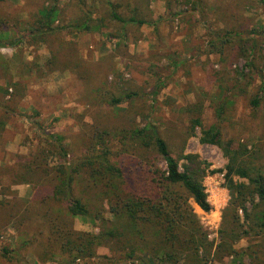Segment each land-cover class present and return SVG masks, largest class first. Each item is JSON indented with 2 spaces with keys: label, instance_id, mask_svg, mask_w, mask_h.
Listing matches in <instances>:
<instances>
[{
  "label": "rangeland",
  "instance_id": "rangeland-1",
  "mask_svg": "<svg viewBox=\"0 0 264 264\" xmlns=\"http://www.w3.org/2000/svg\"><path fill=\"white\" fill-rule=\"evenodd\" d=\"M75 1L57 0V5L63 9ZM86 1L99 7V0ZM113 1L121 3L124 15L130 14L135 4ZM53 3L55 0H7L0 4V18L16 21L14 27L0 29V43H12L0 49V61L5 63L0 66V87L11 80L15 87L9 88L8 94L16 88L22 95L17 106L22 117L13 116L0 128V169L14 170L47 149L45 134L52 135L70 153L91 143L95 135L109 145L118 144L123 133L142 127L141 114H145L162 133L174 159L181 153L195 155L198 162L205 163L201 168L207 166L201 183L212 211L203 213L191 199L188 203L207 231L214 252L220 244L222 213L230 200L224 178L227 149L239 152L245 159L255 155L256 165L264 163V154L257 155L264 145V98L259 107L251 105L259 87H264V7L260 0H144L149 17L163 21L157 28L142 26L137 31L130 30L123 40L112 27H94L80 33L62 31L56 52L61 59L67 58L69 44L75 46L82 61L76 75L69 71L47 73L48 47L26 36L36 24L35 12ZM71 15L70 11L66 18ZM54 20L55 27L72 25ZM159 82V90L153 95ZM127 93L146 96L109 104L110 95L123 97ZM197 102L203 107L201 123L191 132L187 108ZM34 122L41 125L45 134L36 129ZM215 127L220 130V145L201 143L203 132ZM103 131L109 136H102ZM155 162L162 172L166 171L164 159L156 157ZM184 163L179 162L180 171ZM47 164L54 167L56 157H49ZM234 180L246 182L238 177ZM10 188L25 201L34 194L27 184ZM11 199V195L0 194V264L59 263V256L52 262L41 260L43 251L38 244L22 247L33 232L40 234L45 227L40 223H10L9 213L22 209L18 204L13 208L1 205ZM238 215L243 220L242 211ZM105 217L113 219L108 213ZM72 225L76 231H100L99 222L87 217L73 218ZM258 239L243 238L233 244L239 255L214 259L208 264H252L246 252L259 243ZM36 241L43 242V237L38 235ZM5 248L18 251L21 258L2 254ZM105 257L112 258L113 263ZM136 257L141 262L127 260L125 250L113 254L101 247L96 258L77 264H167L162 256L152 258L138 252ZM259 259L264 263V254Z\"/></svg>",
  "mask_w": 264,
  "mask_h": 264
},
{
  "label": "trees",
  "instance_id": "trees-1",
  "mask_svg": "<svg viewBox=\"0 0 264 264\" xmlns=\"http://www.w3.org/2000/svg\"><path fill=\"white\" fill-rule=\"evenodd\" d=\"M6 1L0 0V4ZM128 1H135L128 15L120 11L121 3L113 0H99L98 8L88 5L86 0H77L63 9L58 8L55 0L50 6L39 8L34 15L36 24L26 36L48 47L50 58L45 63L46 72L78 74L82 61L73 48L75 46L67 43L71 46L67 58L61 59L56 52L55 46L62 31L80 33L90 32L94 27H112L123 40L130 30L137 31L142 26L157 28L163 21L149 17L144 0ZM260 2L264 7V0ZM70 11L72 15L66 18ZM55 18L61 23L72 22V25L55 27ZM15 22L11 18H0V29L14 27ZM6 46H12V43H0V49ZM4 65L0 61V66ZM11 87H15L11 80L5 87H0V128H4L11 117L21 116L17 106L22 95L16 88L9 95ZM159 87L160 82L153 95L157 94ZM263 89L261 85L252 98V107L260 106ZM144 96L146 93H127L123 97L110 95L107 99L110 105H116ZM202 108L200 102L187 108L191 132L200 126ZM141 117L142 127L123 133L120 143L109 145L100 135H95L91 143L72 153L34 122L36 129L45 134L48 148L37 152L14 170L0 169V194L12 196L10 201L1 205L13 208L18 204L22 208L9 213V222L15 225L40 223L45 227L40 234L33 232L23 241L22 247L38 244L43 251L41 260L52 262L55 256H59L61 261L57 264H77L94 259L101 247H107L113 254L125 250L126 259L131 262H141L136 257L141 252L152 258L162 256L167 264H208L214 259L220 261L239 255L233 244L243 238L257 237L259 243L246 253L252 264H264L259 259V255L264 254V163L256 165L255 155L245 159L239 152L227 149L224 178L230 200L222 213L220 244L213 252L207 231L203 230L188 203L191 199L203 213L212 211L201 183L207 166L201 168L205 163L198 162L195 155L181 153L174 159L159 129L147 120L145 114ZM101 135L109 136V132L103 131ZM220 135L219 128L215 127L213 131L203 132L200 142L219 146ZM97 138L100 141L94 142ZM263 154L264 145L257 151V155ZM49 157L57 159L52 168L47 164ZM156 157L165 160V172L156 166ZM181 160L185 161L183 171L179 170ZM234 177L246 182L236 183ZM6 181L9 185H4ZM17 184L32 187L31 200L16 197L10 187ZM238 211H242L243 220ZM105 213L113 219L106 218ZM76 217L97 220L99 233L74 230L72 220ZM38 235L43 237V242L36 241ZM2 254L21 258L18 251L10 252L6 248ZM106 260L113 263L112 258Z\"/></svg>",
  "mask_w": 264,
  "mask_h": 264
},
{
  "label": "bare ground",
  "instance_id": "bare-ground-1",
  "mask_svg": "<svg viewBox=\"0 0 264 264\" xmlns=\"http://www.w3.org/2000/svg\"><path fill=\"white\" fill-rule=\"evenodd\" d=\"M197 207V206H196ZM198 208V207H197ZM198 210L201 212V210L198 208Z\"/></svg>",
  "mask_w": 264,
  "mask_h": 264
}]
</instances>
